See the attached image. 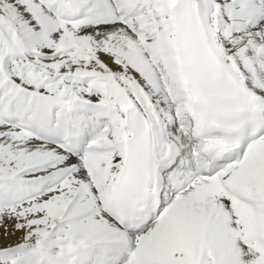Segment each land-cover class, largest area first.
Wrapping results in <instances>:
<instances>
[{
  "label": "snow or ice",
  "instance_id": "obj_1",
  "mask_svg": "<svg viewBox=\"0 0 264 264\" xmlns=\"http://www.w3.org/2000/svg\"><path fill=\"white\" fill-rule=\"evenodd\" d=\"M0 264H264V0H0Z\"/></svg>",
  "mask_w": 264,
  "mask_h": 264
}]
</instances>
